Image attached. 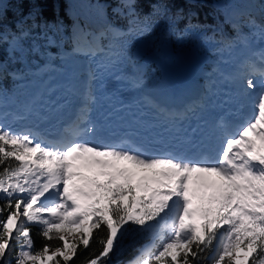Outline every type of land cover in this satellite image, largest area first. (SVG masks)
I'll return each mask as SVG.
<instances>
[{
    "label": "snow or ice",
    "instance_id": "snow-or-ice-1",
    "mask_svg": "<svg viewBox=\"0 0 264 264\" xmlns=\"http://www.w3.org/2000/svg\"><path fill=\"white\" fill-rule=\"evenodd\" d=\"M30 2L33 8L18 22L19 34H11L13 50L32 27L41 26L36 23L40 0ZM135 6L136 0H121L116 10L129 18V32L147 27ZM155 10L167 9L157 5ZM249 23L264 37V24ZM109 33L124 34L112 25L99 36L89 34L85 54L102 50L99 41ZM7 40L8 34L0 31V41ZM97 79L90 72L80 88L69 86L58 98H53L55 89L38 93L24 105L23 115L14 117L48 121L75 98L74 119L52 138L42 136L38 125L17 129L0 121V200L5 201L0 205V264H75L81 248L96 242L98 231L105 233L99 240L102 250L86 264H107L129 224L153 239L129 264H200L214 244L212 264H264V66L251 65L240 86L241 106L249 105L251 116L234 133L221 119L216 132L222 147L210 155L184 150L150 154L131 139L160 126L165 132L188 133L182 142L195 148L197 129L189 133L184 123L198 118L203 108L198 103L167 111L147 102L154 109L149 121L144 111L126 117L127 106L109 97L105 118H127L137 130L120 143L93 142L98 129L92 113L100 101ZM123 162L138 171L122 167ZM84 170L93 175L85 176ZM31 225L45 241L40 249L35 248ZM54 239L59 241L55 246L49 243Z\"/></svg>",
    "mask_w": 264,
    "mask_h": 264
},
{
    "label": "trees",
    "instance_id": "trees-1",
    "mask_svg": "<svg viewBox=\"0 0 264 264\" xmlns=\"http://www.w3.org/2000/svg\"><path fill=\"white\" fill-rule=\"evenodd\" d=\"M3 8L0 9L2 15L3 28L8 34V40L12 39L11 34H19L20 24L18 23L24 17H27L33 4L30 0H0ZM264 0H136L135 10L138 13L142 24L147 27L144 30H136L125 33L116 39L110 37V34L103 39L101 43L102 50L108 49L109 45L119 48V44H128L122 51L126 56L132 55L137 50V46L142 41L153 39L155 46H161V43L175 47L171 34L195 32L202 38H208L217 41L220 44L236 45L238 39L250 36L252 25L250 20L256 24H264ZM121 0H40L38 3L41 14L37 16L36 23L40 27H32L28 36L20 42V47L11 53L7 50L6 41H0V64L4 66V71L0 72V88H4L8 93L15 94L18 102L22 101L25 95L30 91L27 85L33 80L35 69L43 65L55 68L57 65L56 57L60 55L61 47L75 48L72 41L64 39L68 35L69 28L84 26L85 30H90L91 26H98L93 17L102 20L103 25H112L119 29L129 31L126 20L119 15H113L111 9L115 6L120 7ZM157 5L166 6V11H156ZM230 6H237L240 11L234 16L233 22L224 20V11ZM47 23L50 27L45 28ZM29 19L27 25H31ZM247 24V25H245ZM27 25L25 27H27ZM55 26V27H51ZM61 27V33L57 30ZM88 36V35H87ZM52 38L53 43L48 42ZM107 45V46H106ZM119 50V49H118ZM115 50V53L119 51ZM121 50V49H120ZM149 53V52H147ZM48 54L52 56L50 61ZM111 53H108L110 55ZM147 56V55H146ZM144 57V73L147 75L151 70L150 62ZM215 63H219L218 56H211ZM210 67L205 68V72ZM8 73H13L12 78ZM200 88V87H199ZM19 92H22L19 94ZM2 170V166H0ZM5 201L0 200V205ZM31 235L34 240L35 248L40 249L45 243L43 238L38 235V227L31 225ZM127 231L119 242L118 249L110 254L107 264H118L125 256L131 254L130 248L140 243L146 235L137 225H126ZM105 233L99 232L96 236V242L92 243L90 248L85 250L81 248L80 254L74 258L75 264H86V261L94 258L102 250L99 240L104 238ZM53 246L59 243L58 240H52ZM211 249L205 253V258L200 264H206V257L211 253ZM14 264V261H13Z\"/></svg>",
    "mask_w": 264,
    "mask_h": 264
},
{
    "label": "rangeland",
    "instance_id": "rangeland-1",
    "mask_svg": "<svg viewBox=\"0 0 264 264\" xmlns=\"http://www.w3.org/2000/svg\"><path fill=\"white\" fill-rule=\"evenodd\" d=\"M78 1L83 2V0ZM118 8L119 7L115 6L111 9L113 15H119L116 11ZM239 11L240 9L237 6H230L226 11H224V20L226 22H230L233 16L237 15ZM124 12L126 13L127 9H124ZM119 16L125 19L127 25L130 26L129 18L126 15ZM93 19L98 26H91L92 28L90 30L87 29L82 31L84 26L69 28L68 35L64 36V39L68 41L71 40L73 44L77 39L84 40L79 44L82 50H74V55L73 53L64 52L61 47L60 55L55 58L57 66L54 69L48 65H43L35 69L33 73V80L26 87L30 93L25 95L21 102H18L15 94H10L4 88H0L3 90V104L0 105V121H3L5 124H10L14 128L19 126L24 127L28 123L21 124V121L16 120L14 117L16 115H23L24 105L34 96L38 93H47L48 89H55L53 98H58L64 95L66 89L70 86L69 84L66 85L64 81H72V78L66 77L70 74L69 70L74 66L75 69L82 70L86 66V63L83 60H80L77 64L66 59H75V57L79 54L83 56L87 50V40L91 39V35L99 36L100 33L104 32L109 26L108 24L103 25L102 20L99 18L93 17ZM114 28L119 29L116 27ZM249 28L251 31L250 36L239 38V43L237 45H226L222 43V46L218 47L220 43L216 40L212 41L208 38H202L195 32H189L185 35L183 32L177 33L176 31L171 34L172 41L175 45L173 48L171 45L166 43H161V46H155L153 39H147V41H142V43L138 45L139 53L126 56L122 53V51H124L128 44H119V48L109 45L107 51L97 50L96 54L92 55L91 61H98L101 63L103 68L108 71H113L114 76L120 75L116 81L122 83L124 82L127 86L133 85L144 87L148 82L152 83L159 75H162L161 78L153 82L151 87L152 89H150L149 92L146 91L145 96L148 102H151L150 97L153 94L163 92L165 89L164 80L171 78L175 80L176 83H180L183 86L181 88L183 96L181 97L183 100L181 101V104L183 105H179L177 108L185 106L186 109L190 105H186L185 103L190 101L192 102L193 99L196 100L197 103L199 102V104H202L204 108L205 105H212L213 97H215L216 94H219L218 92L222 88L227 87L225 84L229 86L233 84L237 77H239V79L241 78V82L237 87L240 88V86L244 83L243 76L249 72L250 66L252 65L249 62L252 57L257 56L260 60L264 59V37H261L259 31L252 26ZM57 30L61 33L62 28L58 27ZM119 30H121L122 33H129V31L125 29ZM109 34L113 40L117 38L113 37L111 33ZM103 39L99 41L100 49H102L100 46L101 43L105 42ZM73 40L75 41L73 42ZM10 41H6L9 53L14 51L11 47ZM48 42L52 44V38H48ZM115 50H118L119 52L115 53ZM146 52L151 54V70L147 75L144 73V66L141 64V61L144 58L143 56ZM246 52L248 54L244 55ZM108 53L111 54L108 55ZM211 56H218L220 62L215 63ZM47 58L50 61H53L50 54H48ZM239 61L245 62L244 65L242 64V74L238 71ZM95 67L96 63L92 66L93 72H96L94 70ZM125 67L128 70H125ZM207 67H210V69L205 72L204 70ZM231 71L233 72V75L230 74ZM8 74L11 75L13 73ZM11 77L16 79L14 74ZM197 84L202 85L201 90L196 89ZM190 89L193 90L192 93L190 92ZM21 93L22 92H19V94ZM121 166L133 171H138L133 165L127 162H123ZM83 174L89 177L93 175L92 172L87 170H84ZM151 239V233L146 231V235L143 240L131 247V254L125 256V258H123L118 264H129V262L138 256L142 251L152 246L153 241H151ZM148 241H151V243L149 244ZM215 251L216 249L214 244L212 246L211 253L205 259L206 264H212V257L215 256Z\"/></svg>",
    "mask_w": 264,
    "mask_h": 264
},
{
    "label": "bare ground",
    "instance_id": "bare-ground-1",
    "mask_svg": "<svg viewBox=\"0 0 264 264\" xmlns=\"http://www.w3.org/2000/svg\"><path fill=\"white\" fill-rule=\"evenodd\" d=\"M73 54L75 55V53H73ZM246 54H248V53L247 52L244 53V55H246ZM77 56L75 57V59H66V60L78 64L80 59L85 58L88 55L84 54L83 56H81L79 54ZM65 58H67V57H65ZM249 62L252 63L253 65H255L257 69L260 68V66L264 65V59L260 60L257 56L256 57H252L249 60ZM74 67H72V69L69 68L70 69L69 70L70 74H72L74 72L76 74L78 73L79 70L75 69ZM97 67H99V66H97ZM238 71L240 72L239 68H238ZM97 73L99 74L101 80L104 82L105 86L108 83H114L116 85H120L121 84L120 82L116 81L119 78V75L118 76H114L113 73L106 71V69H102L101 68V69L97 70ZM230 74L233 75V72L231 71ZM240 79H239V77H237L236 80H234V83L231 84L232 87L230 89H235L236 86H239V83L241 82ZM64 83L66 85L69 84L70 86H73L72 82L64 81ZM73 84L75 85V83H73ZM182 87L183 86L180 83H178L179 95L177 97H175V98H173V99L168 101L167 105L170 106L169 111H183L185 109V106H180L179 108H177V106L183 105V104H181V101H183L182 98H181V97H183L182 93H181V88ZM225 89H228V88H225ZM225 89H224V91H225ZM236 91H237V93H235V95L234 94H230L227 90H226V92H223V93L221 91V95H219L220 99L214 100V101H216V102H214V104L215 103L218 104V105H216L215 110H212V109H209V108L206 111L203 110L202 114H200L198 118H195V119L191 120L190 122H188L187 129L189 131H191L192 128H196L197 129V132L194 134V137L196 136V138L200 139V141L202 140L203 137H205L206 133H207V137H208V135L210 133V132H208V130L213 128V123H214L215 116L217 114H219V113H224L225 112L223 107H222V105H221L222 102H223V105L230 106L231 105L230 103L233 102L234 98H238V101H239L240 88H237ZM108 93H110L108 98L109 97L111 98L112 95L117 93L118 96L111 98L113 102L124 103V102H126V101H128L130 99L129 95L126 93V88L110 87L109 90H108ZM236 94H238V95H236ZM142 99H145V96H143ZM193 100H192V102L191 101L190 102H186L185 104L186 105H193L194 103L196 104L197 101L196 100L193 101ZM133 102H135V101H133ZM105 107H106V109L104 110V113H101V117L99 119V121H101L103 123H106V122L112 120V119L109 120V119L105 118L106 114H107V111H109V109H107V108H109V100L107 98H105ZM32 122H35V118L34 117H29L28 120L21 121V124H27V123L31 124ZM21 127L23 128V126H19V128H21ZM138 178L139 177H137V179ZM151 241H152V239H151ZM148 243H149V241H148Z\"/></svg>",
    "mask_w": 264,
    "mask_h": 264
}]
</instances>
